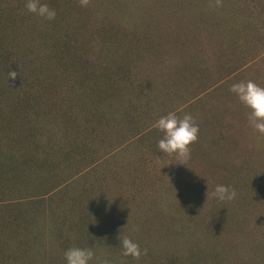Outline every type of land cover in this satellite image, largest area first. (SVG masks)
<instances>
[{"label":"trees","instance_id":"obj_1","mask_svg":"<svg viewBox=\"0 0 264 264\" xmlns=\"http://www.w3.org/2000/svg\"><path fill=\"white\" fill-rule=\"evenodd\" d=\"M45 2L56 10L52 21L28 13L24 0H0V264H64L63 251L73 246L93 248L90 264H233L243 249L242 208L264 214V204L250 203L263 186L252 182L251 188H240L250 174L244 177L234 168L246 156L236 153L242 137L229 121L240 108L228 105L234 104L230 92L223 101L215 95L245 71L264 77V0H177L178 8L191 5L216 14L207 35L219 39L215 43L224 61L236 54L239 61L206 85L193 75L206 65L191 61L184 66L189 94L181 100L180 94L173 97L175 81L166 89L152 72L132 71L131 56L150 34L120 18L135 17L139 0H110L106 11L96 0L83 7L79 0ZM131 42L132 47L125 44ZM10 71L16 72L14 79ZM165 93L170 111L192 114L199 126L186 161L156 146L161 133L153 124L165 115L158 107ZM187 105L192 108L184 110ZM130 153L137 154L134 164L125 160ZM201 161V170L215 177L211 190L230 185L236 198L211 199L196 229L178 241L180 251L153 250L142 236L149 231L144 222L137 231L123 225L124 209L140 219L145 209V222L156 219L166 229L155 196L170 192L179 198L184 189L191 195L188 180ZM119 232L144 250L138 261L121 255ZM258 246L262 262L264 243Z\"/></svg>","mask_w":264,"mask_h":264},{"label":"rangeland","instance_id":"obj_2","mask_svg":"<svg viewBox=\"0 0 264 264\" xmlns=\"http://www.w3.org/2000/svg\"><path fill=\"white\" fill-rule=\"evenodd\" d=\"M109 1L110 0H96V2L103 7L109 5ZM158 1L159 0H139L141 8L143 5V9L140 8L137 10V12L134 13L136 14L135 17H129L124 14L120 18V22H124L130 27H137L140 31H148L150 34V40L140 47L139 52L135 50V52H138L135 56H131V61L133 62L132 71L137 72V74H142L143 70L148 71L150 75L153 74L152 77H154L158 83L164 82L166 89L169 84L172 83V80L175 81L177 87L173 97L180 94V100L185 99L189 94L188 81L190 77V75L185 74V67L187 64H190L193 60L202 64V66L205 64L206 67L203 73H194L193 75L198 76L196 79L203 85L213 84L219 80L218 77L222 75L224 69L226 71L230 64L239 62L237 61L238 55L236 54L233 58H229L228 60H230V62L224 61L222 55L218 52L219 45L215 43L218 42L219 39L217 37L213 39L208 37L207 31L212 27L211 25L214 22L216 14L214 15L212 12H207L205 9L194 8V6L191 5L178 8V6H175L177 0H164V6ZM106 10L107 8L105 11ZM94 11H96V9H94ZM117 12L118 10L115 9V13ZM95 14L100 15V11L95 12ZM133 23L135 24L134 26H132ZM152 27L156 29L153 34L151 32ZM192 38H196L197 41L193 42L194 39ZM125 44L132 47L135 42ZM201 44H203V47L198 49L197 46ZM244 75L245 80L247 78V80H252L261 87H264V77L258 76V74L252 72L251 69L243 72L239 78H233L232 82L226 83L223 89L221 88L216 93L215 96L217 99L221 101L226 99L230 85L236 81L244 80ZM201 77L203 78L199 79ZM157 88H160L159 84ZM163 95L165 96L163 103L158 107H162L160 113L166 114L170 112L171 106L167 98L169 94L165 93ZM231 102H234V104L228 103V105H234L240 108L233 119L229 120L232 122L239 136L242 137L241 141L237 142L238 145L235 148L236 153L242 151L244 156H246V160L240 163L236 162L234 168L237 174L244 175V177L250 174V177L247 178V180L251 179L250 183L247 180H240V188L242 190H244L246 186L251 188L252 182L253 185L263 186V191H261V193L258 192L250 198V203H256L259 206L264 204V137L257 139V134L248 127L246 119L247 109L244 108L235 97L231 99ZM191 108L192 105H187L184 110ZM202 113L201 109L196 110V114L201 115ZM224 116L226 119L229 117L228 114ZM115 139L119 142L124 138L120 136L119 138L115 137ZM134 148L135 144H133L126 153L131 152ZM218 154L223 156L226 153ZM236 156L235 154V157ZM136 158V153L125 155L126 162L132 164L136 163ZM203 163L204 162L201 161V163L194 164L191 170L192 179L188 180V188H190L191 195H187L188 191L184 189L181 191L179 198L176 195H172L170 192H168L167 195H163L162 198H159L161 197L160 194L155 196L154 201L158 203L157 206H160L164 210L166 221H164L165 218L161 220L166 229H162V227L159 226L160 223H157L156 219H149L145 222V209L139 211L142 217L141 219L135 212L124 209V216L122 218L123 225L132 229L133 226H138L141 222H144L143 230L146 231V229H149V231L144 232L142 236L146 242L153 244L151 245L153 250H156V247L163 252L169 250L180 251V243L178 241L184 242L185 237H188L190 232L196 229L195 222H197L199 217L205 216L209 207L208 205L211 202V199H205V194L211 191L215 177H211L210 173L201 170L200 167L204 166ZM216 174L218 176V173ZM196 177L197 179H195ZM154 190L157 189H153L152 191ZM177 200H179V204ZM173 203L175 209H173ZM242 210L245 213L241 216L240 222L245 227V232L242 233L238 239H240L239 243L243 242V249L235 254L232 258V263L264 264V260L260 262V260L257 259V254L259 253L257 250V247H259L258 244H260V240L264 243V225L263 229H261L262 223H264L261 219L264 217V214L261 215L259 212H251V207L242 208ZM174 223L177 224L174 225ZM174 228H178V230ZM179 230L184 234L178 232ZM160 240L162 241L161 243H155ZM163 243L164 245H162ZM255 248L256 250H254ZM261 254H264V252Z\"/></svg>","mask_w":264,"mask_h":264},{"label":"clouds","instance_id":"obj_3","mask_svg":"<svg viewBox=\"0 0 264 264\" xmlns=\"http://www.w3.org/2000/svg\"><path fill=\"white\" fill-rule=\"evenodd\" d=\"M79 2L83 7L87 6L89 0H79ZM24 8L28 13L48 21L54 20L57 14L45 0H24ZM8 75L10 79H14L16 72L10 71ZM229 92L247 109V124L257 134V139L264 137V87L252 80H239L230 85ZM153 127L161 133L156 142L157 149L161 153L175 156L179 161H186L190 157L189 145L197 140L199 133V126L192 114L177 115L175 111H170L159 116L154 121ZM205 196V199L225 202L234 200L237 193L230 185L216 184L211 191L206 192ZM137 230L135 226L131 229V231ZM117 238L123 257H131L138 261L144 255V250L128 235L119 232ZM94 255L92 247L76 246L65 249L62 254L64 264H90ZM104 264H108V261Z\"/></svg>","mask_w":264,"mask_h":264}]
</instances>
